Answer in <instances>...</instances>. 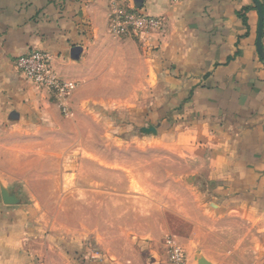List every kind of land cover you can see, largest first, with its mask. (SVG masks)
<instances>
[{"label":"crops","instance_id":"crops-1","mask_svg":"<svg viewBox=\"0 0 264 264\" xmlns=\"http://www.w3.org/2000/svg\"><path fill=\"white\" fill-rule=\"evenodd\" d=\"M134 7L161 19V27L114 37V9ZM257 26L251 0H0V264H169L156 248L160 236L129 232L119 253L102 225L92 231L102 251L89 255L82 239L47 233L39 203L23 202L11 187L21 177L15 162L24 147L33 154L36 146L64 147L58 159L67 179L78 175L68 166L74 155L99 162L84 146L87 130L102 129L109 138L117 127L134 126L155 128L141 143L187 154L195 190L203 179L198 206L205 223L189 238V264H264V56L256 49ZM261 43L264 53V21ZM32 51L47 54L59 78L75 83L68 115L15 70L14 60ZM116 114L124 125L116 126ZM4 191L16 202L5 204ZM132 191L130 180L125 192Z\"/></svg>","mask_w":264,"mask_h":264},{"label":"rangeland","instance_id":"rangeland-1","mask_svg":"<svg viewBox=\"0 0 264 264\" xmlns=\"http://www.w3.org/2000/svg\"><path fill=\"white\" fill-rule=\"evenodd\" d=\"M123 119L117 114L113 117L116 126L124 125ZM111 132L109 138L103 136L102 129L85 132L84 146L97 155L99 162L90 154L74 155L68 166L78 175L67 179L60 176L63 162L58 159L64 147L36 146L35 154L24 147L15 162L21 177L11 187L23 202L39 203L47 233L82 239L89 255L97 256L102 251L94 244L96 234L92 232L102 225L100 233L109 236V245L119 253L128 248L129 232L160 236L156 248L165 251L169 264L170 243L177 245L185 264H189L187 253L194 248L189 238L201 235L205 223L198 206L204 201L199 193L204 189L203 179L195 190L187 177L195 163L188 161L187 154L177 155L141 143L145 133L139 127L126 131L117 127ZM33 155L35 160H31ZM130 180L133 191L127 194Z\"/></svg>","mask_w":264,"mask_h":264},{"label":"built area","instance_id":"built-area-1","mask_svg":"<svg viewBox=\"0 0 264 264\" xmlns=\"http://www.w3.org/2000/svg\"><path fill=\"white\" fill-rule=\"evenodd\" d=\"M162 21L150 17L137 8L114 9L109 19V29L114 37L129 35L141 36L149 31L159 29ZM14 67L24 80L37 89L46 91L59 105L61 112L68 115L67 100L75 90V83L62 80L51 66V58L40 51H32L14 60ZM171 264H185L181 250L170 243Z\"/></svg>","mask_w":264,"mask_h":264},{"label":"water","instance_id":"water-1","mask_svg":"<svg viewBox=\"0 0 264 264\" xmlns=\"http://www.w3.org/2000/svg\"><path fill=\"white\" fill-rule=\"evenodd\" d=\"M136 1V0H135ZM257 13H258V26H257V38H256V49L260 57L264 56L261 37H262V29H263V10L258 0H251ZM138 4V2H136ZM141 131L145 134H155V128L149 126L147 128H142ZM3 201L5 204H13L16 202L15 197L8 195L5 191L3 192Z\"/></svg>","mask_w":264,"mask_h":264},{"label":"trees","instance_id":"trees-1","mask_svg":"<svg viewBox=\"0 0 264 264\" xmlns=\"http://www.w3.org/2000/svg\"><path fill=\"white\" fill-rule=\"evenodd\" d=\"M262 7V6H261ZM262 10H263V8H262ZM264 21V20H263Z\"/></svg>","mask_w":264,"mask_h":264}]
</instances>
